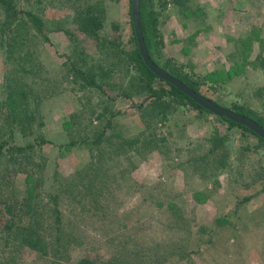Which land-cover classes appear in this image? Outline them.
Instances as JSON below:
<instances>
[{
  "label": "rangeland",
  "instance_id": "1",
  "mask_svg": "<svg viewBox=\"0 0 264 264\" xmlns=\"http://www.w3.org/2000/svg\"><path fill=\"white\" fill-rule=\"evenodd\" d=\"M151 1L160 62L264 117V0ZM14 4L12 38L0 5V264H264V145L188 104L139 108L131 0Z\"/></svg>",
  "mask_w": 264,
  "mask_h": 264
},
{
  "label": "trees",
  "instance_id": "2",
  "mask_svg": "<svg viewBox=\"0 0 264 264\" xmlns=\"http://www.w3.org/2000/svg\"><path fill=\"white\" fill-rule=\"evenodd\" d=\"M0 5L3 7L6 18L4 21L5 27L10 30L7 31V35L12 38L13 30L12 24L13 21L17 19V10L15 8L14 0H0ZM139 13H140V27L142 36L144 39V43L146 46V49L148 51L149 56L151 59L160 67L165 69L169 74L175 76L176 78L180 79L183 83L197 91L198 93L202 94L203 96H206L207 98L217 102L215 99L210 98L200 87V84L198 81L192 79L189 75L183 72L181 68H179L176 65H173L169 60L164 61L163 63L160 62V47L162 44L161 39L157 35V29H156V19H155V13L152 10V1L151 0H139ZM30 21L33 23V26L36 28V30L40 33H43V22L42 20L36 16L35 14H28ZM130 24L132 27V33L130 38V49L126 53L128 62L134 67L136 70V77L139 85L143 87V90L147 92V97L144 101H142L138 106L139 108H142L143 106H148L149 108H155L156 114L164 116L168 113V110L172 109L174 106V103L176 104H188L193 109L199 111V112H207L211 113L208 110L204 109L202 106L197 104L194 100L189 98L187 95H185L183 92L178 90L173 84H171L168 81H165L158 77L150 68L146 66L144 63L142 56L139 52L136 35L134 32L133 27V21L132 17L130 15ZM102 27V16L99 14L97 15H86V19L82 20L80 23V28L84 30H89L91 33L96 32ZM76 75H79L80 77H84V72L81 70L75 71ZM83 87L85 86H96L95 82L86 79L85 82L82 84ZM218 103V102H217ZM12 104V103H10ZM222 105L221 103H218ZM231 110H234L240 114L246 115L253 120H255L258 124L262 125L264 127V117L259 115L258 113L246 108L243 105L240 104H232V105H223ZM222 120L226 121L229 126L231 127H237L239 128L243 133H249L257 138L258 141H260L264 145V139L256 135L250 128L243 126L241 124L235 123L234 121L225 118L223 116H219ZM101 133L99 130H97V133H95V139H99ZM211 141V152L215 153L220 147L223 146V139L222 137L215 136ZM2 146L0 145V148ZM1 155V151H0ZM224 161H222V164ZM31 226L28 224L24 227H21L18 231V234H23L20 237L21 243L29 245L31 248L38 247L37 246V235L35 231L31 230ZM7 264V263H6ZM9 264V263H8ZM79 264H104V263H98L91 259L90 257H85L82 260L79 261Z\"/></svg>",
  "mask_w": 264,
  "mask_h": 264
},
{
  "label": "water",
  "instance_id": "3",
  "mask_svg": "<svg viewBox=\"0 0 264 264\" xmlns=\"http://www.w3.org/2000/svg\"><path fill=\"white\" fill-rule=\"evenodd\" d=\"M131 17L133 21L134 32L136 35L137 45L139 52L142 56V59L146 66L150 68L158 77L161 79L170 82L173 84L178 90L183 92L189 98L194 100L197 104L202 106L204 109L208 110L214 115L223 116L228 118L235 123L241 124L250 128L256 135L264 139V127L258 124L252 118L240 114L234 110H231L225 106L218 104L217 102L203 96L198 93L185 83H183L180 79L175 76L169 74L165 69L157 65L149 56L148 51L146 49L144 39L141 32L140 27V13H139V0H131Z\"/></svg>",
  "mask_w": 264,
  "mask_h": 264
}]
</instances>
